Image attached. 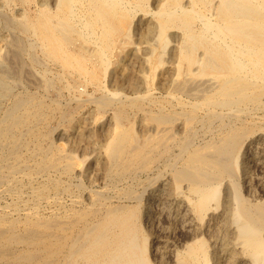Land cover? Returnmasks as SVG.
Wrapping results in <instances>:
<instances>
[{
  "label": "bare ground",
  "instance_id": "1",
  "mask_svg": "<svg viewBox=\"0 0 264 264\" xmlns=\"http://www.w3.org/2000/svg\"><path fill=\"white\" fill-rule=\"evenodd\" d=\"M148 1L2 0L23 6L19 17L0 15V28L25 36L13 35L12 56L59 66L53 78L40 69L42 87L64 74L94 84L100 95L86 101L98 110L112 103L113 129L96 186L52 140L50 121L72 109L13 92L1 59L0 264H264V0H152L154 9ZM139 11L164 43L174 29L175 62L157 85L125 96L101 79L115 36L128 35ZM75 37L97 45L90 63L71 48ZM136 114L141 134L123 127ZM153 205L152 219L172 226L150 223Z\"/></svg>",
  "mask_w": 264,
  "mask_h": 264
},
{
  "label": "rangeland",
  "instance_id": "2",
  "mask_svg": "<svg viewBox=\"0 0 264 264\" xmlns=\"http://www.w3.org/2000/svg\"><path fill=\"white\" fill-rule=\"evenodd\" d=\"M38 1V0H36ZM152 0L148 1V8L154 9V5ZM152 5V7H151ZM23 6L20 5L19 3H11L9 6H3L2 0H0V15H3L4 13L10 14L14 17H19L20 12L22 10ZM9 11V12H8ZM17 12V13H16ZM141 12V13H140ZM139 13V14H138ZM142 17H148L149 15L143 13L142 11L137 12L134 18H129V21L127 23L128 28H129V33L128 35L119 33L116 35V39L114 41L113 52L112 54L108 57V68L106 67L105 70V75L102 77V81L104 84V88L110 90V91H115L118 93H121L125 96H132L137 93H141L145 87L149 84L152 86L157 85V82L162 79L160 76L162 73H165L167 68L170 66H173V63L175 62V56H174V47L175 43H177V37L175 35H172L174 32V29L168 30V41L167 44L161 41L160 37L157 34V30H155L154 27H151V24L154 23V18H136L138 16ZM139 19V20H138ZM148 20V21H147ZM153 20V21H152ZM152 22V23H151ZM133 23V24H132ZM136 23V25L134 24ZM143 23V24H142ZM139 24V25H138ZM142 24V25H141ZM146 25V26H145ZM144 28L142 29V27ZM141 28V29H140ZM148 28V29H147ZM4 29V30H3ZM11 30V31H9ZM12 28H0V61L3 59L1 62L3 67L7 64L5 67L7 70H9L5 73L7 76L9 73V76L7 77L11 86L13 87L12 89L14 90L13 92H22L23 89L24 91L27 92H35L37 93L40 97H42L45 101L50 102L51 100L56 101L59 103L60 101V106L61 107H66L69 109H72V114L68 120H59L56 116L52 118L50 121V126L52 128V140L55 145L60 146L64 151L69 152L74 161V165L76 164V167L81 170L85 171L86 176L88 175H94V177H97L95 180V185L100 186V178L102 176V160L104 159V146L108 140V138L111 135L112 127L113 125L109 123L108 118L110 116V113L112 111V106L109 102L107 106L104 107V110L102 111L101 109H97L92 103H88L86 99L89 96H94L96 97L97 95H100V91L97 89V87L89 82H85L83 80H80L76 78L73 75L70 74H64L61 76L60 81L54 80L53 82L47 86V87H42L41 86V81H40V74L41 68H44L46 71V74L48 77L53 78L55 76L60 75L61 70H59V66L56 63H52L50 61H44L41 60L39 62L41 63H36V64H30V63H25L22 61L24 60L23 57L21 58H15L12 56L10 53L12 49L11 41L12 38L16 35L19 36L22 40L25 39V36L22 33L15 32L14 30L12 31ZM144 30V32H143ZM150 30V32H149ZM152 30V31H151ZM8 31V32H7ZM133 31V32H132ZM137 31V32H136ZM11 32V33H10ZM141 32V33H140ZM147 32V33H146ZM155 32V33H154ZM130 34V35H129ZM133 34V35H132ZM137 34V35H136ZM149 34V35H148ZM156 34V35H155ZM3 35V36H2ZM14 35V36H13ZM139 35V36H138ZM147 35V36H146ZM118 36V37H117ZM120 36V37H119ZM154 36V37H153ZM173 36V37H172ZM6 37L8 39H6ZM150 39H149V38ZM172 37V38H170ZM4 38V39H3ZM140 38V39H139ZM155 38V40L153 39ZM88 38H83V37H75L73 38L70 46L73 50H82L85 55H86V63H90L95 57H94V50H97V45L94 44L92 39ZM149 39V40H148ZM154 41L152 43V40ZM131 40V41H130ZM134 40V42H133ZM146 40V41H144ZM170 40V41H169ZM174 40V41H173ZM91 41V42H90ZM124 42V43H123ZM148 44H146V43ZM156 42V43H155ZM155 43V45H153ZM158 43V44H157ZM5 44V45H4ZM9 44V45H8ZM127 46H126V45ZM135 44V45H134ZM8 46V47H7ZM136 46V47H135ZM153 47V48H152ZM164 47V48H163ZM10 48V49H9ZM94 48V49H93ZM146 48V49H145ZM163 48V49H162ZM9 50V53L7 50ZM93 49V50H92ZM125 49V50H124ZM136 49V50H135ZM151 49V50H150ZM155 49V50H154ZM147 50V51H146ZM149 50V51H148ZM162 50V51H161ZM170 52H168V51ZM129 51L131 53H129ZM136 53H133V52ZM139 51V52H138ZM138 52V53H137ZM159 52V53H158ZM7 53V54H5ZM36 56L40 57L39 51L34 52ZM129 53V54H128ZM143 53L144 55L140 54ZM151 55H149V54ZM152 53V54H151ZM136 54V55H135ZM146 54V55H145ZM159 54V55H158ZM168 56H167V55ZM169 54H172V57L169 56ZM8 55V57H7ZM10 55V57H9ZM131 55L133 57H131ZM140 55V56H139ZM4 56V57H1ZM153 56V57H152ZM6 57V58H5ZM161 57V58H160ZM14 58V59H12ZM112 58V59H111ZM121 58V59H120ZM140 58V59H137ZM145 58V59H144ZM150 58V59H148ZM152 58V59H151ZM156 58L159 59L160 63L156 64ZM6 59V60H5ZM128 59V60H127ZM130 59V60H129ZM144 59V61H143ZM18 62H17V61ZM142 61L140 63V61ZM162 60V61H161ZM168 60V61H167ZM171 60V62H170ZM15 61V62H14ZM127 63H126V62ZM129 61V62H128ZM139 61V62H138ZM150 63H149V62ZM174 61V62H173ZM5 62V63H4ZM24 63L21 65V63ZM138 62V63H137ZM147 62V63H146ZM167 62V63H166ZM13 63V64H11ZM143 63V64H142ZM155 63V64H154ZM128 64V66L126 65ZM131 64V65H130ZM137 64V65H136ZM9 65V66H8ZM12 65V66H11ZM56 65V66H55ZM125 65V66H124ZM151 65L152 68H151ZM155 65V66H154ZM25 68H24V67ZM34 66V67H32ZM122 66V67H120ZM144 68H143V67ZM14 67V69H13ZM20 67V68H19ZM114 67V68H113ZM159 67V68H158ZM16 68V69H15ZM18 68V69H17ZM33 68V69H32ZM150 68V69H149ZM161 68V69H160ZM12 69L14 72L12 71ZM22 69V70H20ZM32 69V71H31ZM146 69V70H145ZM155 69V70H154ZM20 70V71H18ZM38 70V71H37ZM118 70V71H117ZM135 70V71H133ZM140 70V71H139ZM163 72H162V71ZM25 71V72H23ZM27 71V72H26ZM114 71V72H113ZM131 71V72H130ZM133 71V72H132ZM14 72V73H13ZM23 72V74H22ZM29 72V74H28ZM33 72V73H32ZM109 72V73H108ZM147 72V73H146ZM19 73V74H18ZM122 73V74H121ZM125 73V74H124ZM127 73V74H126ZM129 73V74H128ZM139 73V74H138ZM146 73V74H145ZM151 73V74H150ZM21 74V76H20ZM34 74L37 76V78L34 76ZM110 74V77H109ZM113 74V75H111ZM13 75V76H12ZM128 75V76H126ZM156 75V76H155ZM12 76V77H11ZM53 76V77H52ZM131 78H130V77ZM138 76V77H137ZM155 78H154V77ZM19 77V79H17ZM124 77V78H123ZM150 77V78H149ZM157 77H160L157 79ZM11 78V79H10ZM113 78V79H112ZM130 78V79H129ZM141 78V80L139 79ZM145 78V80H144ZM39 79V80H38ZM115 79V81H114ZM129 79V80H128ZM152 79V81H151ZM13 80V81H12ZM20 80V82H19ZM111 80V81H110ZM126 80V82H125ZM138 80L139 83L136 81ZM140 80V81H139ZM143 80V81H142ZM149 80V81H148ZM158 80V81H157ZM14 81H15V87H14ZM71 82L73 86L70 89L63 88L62 83L63 82ZM129 81V82H128ZM113 82V83H112ZM133 82V83H132ZM143 84H140V83ZM13 83V84H12ZM156 83V84H155ZM19 84V85H17ZM135 84V85H134ZM141 85V86H140ZM142 85H144L142 87ZM113 86V87H112ZM138 86V87H137ZM82 87V88H81ZM137 87V88H136ZM23 88V89H22ZM139 88V89H138ZM142 90H141V89ZM136 90V91H133ZM20 90V91H19ZM41 90V91H40ZM67 90V91H66ZM141 90V91H140ZM123 92V93H122ZM129 94V95H128ZM75 96V97H73ZM158 96V94H157ZM69 97V98H68ZM71 97V98H70ZM76 97L80 100L81 105L76 106ZM80 97V98H79ZM48 98V99H47ZM83 98V99H82ZM2 99V98H1ZM4 99V100H3ZM2 100H0V108L2 109L7 103L6 101L8 100V97L5 96L3 97ZM3 101V102H2ZM64 101V102H63ZM68 101V102H67ZM71 101V102H70ZM8 102V101H7ZM85 103V105H84ZM63 104V105H62ZM84 107V108H83ZM89 108L91 110H89ZM86 112V114H85ZM108 112V113H107ZM83 115V117H82ZM88 116V117H87ZM100 116V117H99ZM108 116V117H107ZM82 117V118H81ZM89 119V121H87ZM140 121H138V120ZM142 119V120H141ZM70 120V122H69ZM74 121V122H73ZM106 121V122H105ZM108 121V122H107ZM132 122V123H131ZM88 123V124H87ZM104 123V124H103ZM92 124V126H91ZM103 124V125H102ZM109 124V125H108ZM125 124V125H124ZM123 124V127L127 126L130 124L132 126L133 131L136 134H141L143 133V129H145V121L143 119V116L141 114H136V115H131L128 121H125ZM133 124V125H132ZM81 125V126H80ZM85 126V127H84ZM88 126V127H87ZM110 127V128H109ZM93 128V129H92ZM106 128V129H105ZM90 131V132H88ZM102 129H104L102 131ZM79 130V131H78ZM81 130V131H80ZM101 130V131H100ZM107 130V131H105ZM140 132H139V131ZM60 132V133H59ZM72 132V133H71ZM83 132V133H82ZM88 132V133H87ZM97 132V133H96ZM105 132V133H104ZM77 133V134H76ZM109 133V134H108ZM57 134V135H56ZM76 134V135H75ZM84 134V135H83ZM86 134H88V139ZM99 134L101 135L100 138ZM104 134V135H103ZM55 135V136H54ZM60 135V136H58ZM92 135V136H91ZM107 135V136H106ZM57 136V137H56ZM64 136V138H63ZM60 137V138H59ZM76 140H75V138ZM62 138V139H61ZM67 138V139H66ZM103 138V140H102ZM79 139V140H78ZM83 141H82V140ZM97 139V140H95ZM106 139V140H105ZM78 141V143H77ZM88 141V142H87ZM96 141V142H95ZM105 141V142H104ZM87 142V143H86ZM80 143L82 146H80ZM86 143V144H85ZM104 143V144H103ZM70 144V145H69ZM78 146H77V145ZM95 144V145H94ZM101 144V145H100ZM75 145V148L73 149L72 146ZM88 145V146H87ZM71 148V150L69 149ZM82 148V149H81ZM74 151H73V150ZM76 149V151H75ZM81 149V152L80 150ZM89 149V150H88ZM79 150V151H77ZM88 150V151H86ZM93 150V152H92ZM85 151V152H84ZM103 151V152H102ZM75 152V153H73ZM80 153V154H79ZM85 153V154H84ZM76 154V156H74ZM83 155V156H82ZM81 156V157H80ZM85 156V157H84ZM82 158V159H81ZM84 158L86 160H84ZM94 160H93V159ZM103 158V159H102ZM75 159V160H74ZM79 159V160H78ZM78 160V161H77ZM80 161V162H79ZM88 162V163H87ZM87 163V164H86ZM89 164V165H88ZM93 164L95 167H93ZM80 165H82L80 167ZM86 165V166H85ZM88 165V166H87ZM99 165V167H97ZM93 167V168H92ZM93 170H92V169ZM91 169V171H90ZM100 169V170H99ZM98 172L96 174L90 173V172ZM101 174V175H100ZM98 175V176H97ZM100 175V176H99ZM262 180H264V175L262 176ZM99 184V185H98ZM4 205L5 201L1 200L0 205ZM156 205L152 206L151 210V218H149V221L151 224H154L153 226L156 227V229H160V226L164 227L165 224L166 226H172L168 221L166 220H161L159 223L155 222L152 219V214L155 211ZM162 223V224H161ZM157 225V226H155ZM161 227V228H162ZM175 236V233L172 234ZM172 237L170 236L169 239Z\"/></svg>",
  "mask_w": 264,
  "mask_h": 264
}]
</instances>
